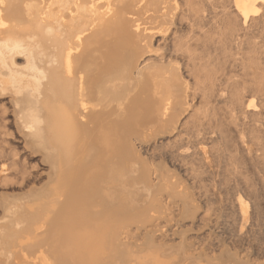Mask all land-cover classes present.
<instances>
[{"label": "bare ground", "instance_id": "bare-ground-1", "mask_svg": "<svg viewBox=\"0 0 264 264\" xmlns=\"http://www.w3.org/2000/svg\"><path fill=\"white\" fill-rule=\"evenodd\" d=\"M263 253L264 0H0V264Z\"/></svg>", "mask_w": 264, "mask_h": 264}, {"label": "rangeland", "instance_id": "rangeland-1", "mask_svg": "<svg viewBox=\"0 0 264 264\" xmlns=\"http://www.w3.org/2000/svg\"><path fill=\"white\" fill-rule=\"evenodd\" d=\"M204 14H206V12H204ZM185 22L186 21H182L183 24L182 23L181 24H178V25H176L177 27L176 26H171V30L168 31L166 33V35H163L164 36L163 39L161 37L162 36L161 34L160 35L157 34V36L155 35L156 38L159 39L157 41V45H156V48L159 51L157 50L158 53L156 52V54H159L160 53V54H163L164 56L165 55H167V56L171 55L172 57L174 55H176L175 53H177V55L182 54L183 52L181 50H176L177 52L175 51V53H173L172 51L169 50V48H167L168 47V44L167 43H169V40L172 39V38L175 39V40H179L180 39L184 43L185 42L192 43V42L195 41V39H193L195 37L194 31H193V30H195V27H193V29H192V28L186 26ZM191 32H192V35L194 34L193 37L191 35ZM181 36H183V37H181ZM160 37H161V39H160ZM153 53L154 52H152V54L151 53L150 54L148 53L147 55L148 56H156V54L154 53L155 54L154 55ZM198 101L200 102V99ZM7 116L8 117H11L9 113L7 114ZM9 123L11 124L12 122H9ZM10 124H9V126L11 127ZM11 128L13 129V134L10 137H8V146L12 147L19 154V156H20V164L25 165L26 168H27V170L30 169L29 171L30 172L32 171L33 175H40V176H42L44 178V173H45L44 170L46 169V164H45V162H43L42 157H41V154L39 152H32V154H30L31 152H28V149H26L27 151L24 150L23 149L22 142L19 140L18 135H16V133L14 132V128L13 127H11ZM2 164H4L5 166H9V160H3L2 161ZM166 224H168V223H160V225L158 226L159 227L158 229L160 230V226H161V230L166 229ZM171 224H173V223H171ZM209 224L216 225L217 227H219V226H221L222 223H214V224L213 223H209ZM134 234L135 233L133 231H132V233L130 232L128 234L129 240L131 239L133 241L134 239H137V238H138V240H140V238L142 239V241L144 240L143 237L138 236L137 234L135 236ZM211 239H213V236L208 237V238H203L202 239L203 241L201 242V240H199L197 242V245L199 247H203L204 244H207ZM138 242H141V240L138 241ZM251 246L254 247V245H250V246L245 247L246 249H244L243 253H247V252H250L251 250H253ZM224 247L225 246H223V248ZM263 255H264V253H263ZM263 255H262V258H263ZM262 258L260 260H262Z\"/></svg>", "mask_w": 264, "mask_h": 264}]
</instances>
